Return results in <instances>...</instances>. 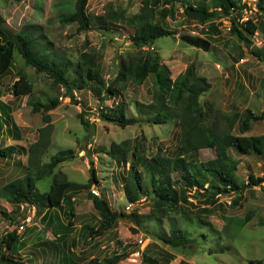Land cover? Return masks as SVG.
<instances>
[{"label":"rangeland","instance_id":"374dc122","mask_svg":"<svg viewBox=\"0 0 264 264\" xmlns=\"http://www.w3.org/2000/svg\"><path fill=\"white\" fill-rule=\"evenodd\" d=\"M74 2L75 0H0L4 29L16 33L25 27L29 28L36 39V50L45 48L43 53L40 51L45 57L64 63L70 79L76 77L73 69L82 53L94 57L99 64L101 76L106 83H111L122 60L152 51L153 47L139 48L130 41L134 28L127 20L140 12L143 0H88L86 11L91 16L92 23L86 31L77 30L76 23L64 24L60 20L62 14L74 9ZM157 2L158 0H151L152 5L156 4V8L160 10L157 18L164 27L173 31L171 36L161 37L156 41L155 48L158 50L160 63L169 68L172 80L191 69L209 83L207 90L198 97L202 112L200 124L211 127L222 122L223 125V116L226 120L228 116L234 117L233 113H237L234 117L237 125L246 109L257 115L264 112V11L258 9V0L240 2L245 6L241 9L239 21L252 19L259 27L242 43L230 32V15L236 13L233 10H230L231 14L219 12L212 20L201 23L184 15L178 2L168 6ZM211 8L213 7L209 6ZM106 15H110V18ZM103 23L108 30L103 27ZM186 35L210 39V50L204 51L189 45L184 39ZM20 74L25 75L31 83V94L13 95L12 84ZM157 93L158 88L150 74L140 85L129 82L124 90L108 97L103 105L87 89L73 90L72 100L62 86L54 83L49 74L27 65L18 51L14 50L9 69L0 76V147L11 145L8 140L11 138H24L26 147H29L38 139L39 130L44 129L48 133L50 145L42 157L43 162H47L59 150L67 148L73 150L74 157L59 163L51 175L39 179L36 182L37 192H47L54 178H59V171L74 186L86 183L90 167H93L98 183L88 190L77 191L70 201L78 209V219L87 218L86 223L95 224V227L100 221L91 198L88 197V191L94 194L93 188L106 198L113 211L123 210L126 214L123 218H118L103 236H91L88 233L81 235L77 234L80 220L74 218L73 224H68L69 209L62 204L59 208L51 209L53 223H56L52 228L58 230L57 233L36 230L29 233L25 230L31 226H36V229L45 227L40 217L46 207L40 202L31 205L0 197V235L6 230H17L20 233L23 229L19 226L25 224V229L21 232L25 247L19 250V254L24 257L26 264H63L65 260L66 264H87L92 259H98L95 258L98 253L93 252L97 245L93 248L90 242L99 236L107 240L103 252L99 253H103L102 256L123 250L131 252L139 239H142L144 252L140 250L144 254V260L142 255L137 258L129 252L131 255L125 256L117 264H156L159 254L162 264H179L181 261L188 264H247L249 260H262L264 264V181L239 193L230 191L214 196H210V192L208 194L209 183L205 181L202 187L196 188L199 192L196 191L194 195L185 190V195L190 196V199L187 198L190 204L182 203L179 204L180 208L177 206L169 209L161 220V215L155 212L149 196H141L129 209L125 208L128 202L122 190V177L126 178L131 164L142 173L145 184L148 179L139 155L148 158L156 154L170 158L178 155L181 144L178 120H165L161 123H154L152 120L159 103ZM53 97L58 99L54 109L47 112L41 109L34 111V102H47ZM120 102H125L127 115L138 118L137 123L120 127L98 117L103 109L105 112ZM169 110L174 108L170 106ZM80 113L84 114L91 125L88 130L81 125ZM236 125L232 132L239 134V126ZM245 134H264V118L253 119ZM123 143V147L129 146L128 157L125 163H118L106 151L112 144ZM229 153L238 159L236 175L239 183L247 182L249 173L264 177V156L255 153L239 154L234 148H230ZM213 155V148H200L193 154L197 162ZM23 159L25 165L27 158L20 153L0 158V187L23 175ZM172 175L174 179L179 176L175 173ZM175 188L180 191L179 184ZM205 194H208L211 201L205 199ZM204 208L210 212L203 216ZM27 209L30 211L27 212ZM3 210L8 216L1 214ZM90 211H95L96 215H92ZM183 214L189 215V218L183 217ZM147 216H153L154 219H146ZM201 216L206 220H201L202 224L184 221ZM238 217L240 218L236 223H242V226L232 231L229 223H234ZM72 219L71 217L70 220ZM170 223L184 226L183 230L192 239L191 246L173 249L163 243L161 236L168 234ZM48 241L58 242L57 250H53ZM71 241L73 244L70 245ZM41 243L45 245L42 246ZM63 255L67 258L63 259Z\"/></svg>","mask_w":264,"mask_h":264},{"label":"trees","instance_id":"16d2710c","mask_svg":"<svg viewBox=\"0 0 264 264\" xmlns=\"http://www.w3.org/2000/svg\"><path fill=\"white\" fill-rule=\"evenodd\" d=\"M88 0H75L74 9L68 13L62 14L60 20L64 24L76 23L77 30L86 31L90 29L92 18L87 13ZM207 1V2H205ZM162 5H172L180 3L184 15L195 18L201 23L212 20L219 12L226 14L233 10L235 13L230 15V32L239 40L244 42L250 35L259 29L258 24L252 19L239 21L241 18L242 5L241 0H158ZM209 6L213 7L209 9ZM257 7L264 11V0H258ZM219 9L220 11H218ZM165 12V11H164ZM160 10L156 8V4L152 5L151 0H143V6L140 12L128 19V23L134 28V32L130 35V41L137 47L142 48L153 47L152 51L139 53V56H132L127 60H122L120 69L111 83H106L101 76L99 64L94 57L87 53H82L81 59L78 60L73 69L76 77L70 79L67 75V67L60 60H49L42 53L46 50L43 48L42 53L36 50V39L32 36L29 28L13 33L4 29V19L0 13V76L9 69L14 50H17L27 65L33 67L36 71L49 74L55 84L62 86L68 96L74 100L73 90L87 89L90 90L101 102L110 96H115L119 90H124L129 82L134 85L142 84L148 75L152 74L155 86L158 88L157 113L152 118L154 123H161L165 120L177 119L180 128V147L177 156L170 158L159 154L150 158L139 155V161L143 164V169L148 176L146 184L143 182L142 173L131 164L128 169L126 178L123 176V193L128 203L137 201L141 196L150 197L155 207V212H159L160 220L168 213V210L180 208L182 203L190 204L185 193L192 191L193 187L200 188L205 181H208V194L214 196L219 193L240 192L247 187L260 185L264 181V177H256L249 173L247 182L239 183L236 175L238 159L232 157L229 153L230 148L236 149L239 154L255 153L264 156V134L248 135L249 123L253 119L264 118V112L259 115L252 110L246 109L244 117L240 119V123L235 124L237 113L228 116L218 125L204 127L200 124L202 117L201 107L199 105V95L207 90L209 83L198 77L191 69L185 70L184 74L179 75L176 79L170 78L169 68L160 63L158 50L155 48L156 41L161 37L171 36L173 31L162 25L157 18ZM115 14V13H113ZM120 17V14H116ZM110 18V15H106ZM101 16L98 17L100 20ZM103 27H108L103 23ZM185 42L191 46L209 51L211 40L200 36H184ZM13 95L26 96L32 93V85L27 81L25 75L20 74L12 84ZM58 104L57 97H53L47 102L37 100L34 102V111L43 112L54 109ZM172 106L174 110L170 111ZM103 108V107H102ZM104 110V109H103ZM98 113V117L105 122L114 123L120 127L133 125L138 122L135 116L127 115L125 102L116 103L105 112ZM81 125L85 129H89L91 125L85 119L83 113L79 114ZM48 120L45 117V120ZM239 126L240 133L232 132L233 126ZM39 130L38 139L29 145L27 149V166L25 167V175L23 177L12 179L0 187V197H4L10 201L17 203H26L34 205L40 202L48 208L60 207L65 204L69 211L68 224L71 225L70 218L74 216L73 206L70 201L74 194L97 184L98 179L93 167H90V175L87 182L75 185L65 178V174L61 171L57 172L59 178H54L50 188L44 194L37 192L36 182L46 175H51L59 163L70 160L74 157L72 149L67 148L59 150L51 155L47 162L42 161L43 155L49 147L48 133ZM46 130V128H45ZM47 131V130H46ZM87 141V139H86ZM125 144H112L106 153L116 162L127 161L129 146ZM16 145H8L0 147V158L5 159L11 156L18 148ZM200 148H213L214 155L204 161L197 162L194 153ZM84 149V148H82ZM135 153V152H133ZM173 173L178 174V178L174 179ZM180 185V191H177L175 185ZM187 191L185 192V190ZM198 191L195 189V192ZM199 192V191H198ZM205 194V199L211 201V198ZM88 197L91 198L92 205L97 211L100 221L96 228L88 227L86 233L89 235H101L105 231L111 229L118 218L126 216L125 211H113L106 198L100 195L92 194L88 191ZM202 195V194H199ZM213 201V200H212ZM214 202V201H213ZM127 203V204H128ZM178 208V209H179ZM181 210V209H180ZM203 216L208 214L209 209L204 208ZM153 213V211H152ZM151 213V214H152ZM179 213V212H178ZM182 213V212H181ZM4 216H8L3 210ZM189 218V215L183 214V217ZM154 219L147 216L146 219ZM202 218V219H201ZM196 218L195 220H184L185 223L205 222L204 218ZM229 223V229H239L242 223ZM201 222V224H202ZM246 224V223H245ZM184 226L170 223L168 234L162 235L161 240L169 247L176 249H184L191 246L192 240L183 230ZM20 242V236L15 231H6L0 235V264H24L19 258L13 256L17 251V243ZM132 246V245H131ZM130 252V251H129ZM128 251L123 250L120 253H113L102 259H92L87 264H117L125 256L129 255ZM159 254V253H158ZM143 260H144V254ZM156 264H162L161 254ZM179 264H188L181 261ZM247 264H263L262 260H249Z\"/></svg>","mask_w":264,"mask_h":264},{"label":"crops","instance_id":"0c3cea01","mask_svg":"<svg viewBox=\"0 0 264 264\" xmlns=\"http://www.w3.org/2000/svg\"><path fill=\"white\" fill-rule=\"evenodd\" d=\"M9 134L11 136H13L12 133L9 132ZM8 140H9V144H11L12 146L16 145V146H20L21 147V149H17V151H15V153H13V155H16L17 153H20L22 155H25L26 158H27V152L26 151L28 149V146L26 147V145H25L26 144V140L24 138H22V139L11 138V139H8ZM24 153H26V154H24ZM23 162H24V159L22 161V165H23ZM26 166H27V163L25 165H23V167H22V171H23V175L22 176H24L25 173H26V171H25V167ZM22 176H20V177H22ZM17 178H19V177H17ZM73 198L74 197H72V200H73ZM55 208H59V207H55ZM51 209L52 208L46 207L45 210L41 214L40 220L43 222V224L45 225V227H38V229H36V226H31L30 228H27L25 231H29V233H33L34 230H36L37 232L38 231H46V233H48V232L49 233H53V232H56L57 233L58 230L52 228V225H54L56 223H53L54 220H53V217L51 216ZM73 210H74V216H72L73 219L71 220V225L73 224L72 221H74V218H76L77 220H80L79 227L77 229L78 230V233L77 234H81L82 235V233H86V230H87L88 227H94V228H96L98 226L99 223L97 224L96 227H95V224H91L90 225L89 223H86V221H87L86 219L87 218H84L83 217L81 219H78V215H77L78 214V211H77L78 209L75 208L74 205H73ZM29 211H30V209H27V212H29ZM90 213L92 215H94V214L96 215L95 211H92V212L90 211ZM88 217H90V216H88ZM55 218L57 220V215H55ZM98 218H99V216H98ZM13 224H15V223H13ZM27 225H28V223H27ZM75 225L77 226V224H75ZM23 226H24V228H23V230H24L25 229V224ZM21 232L20 233L18 232L19 233V236H20V242L17 243V248L18 249H17L16 252L13 253V256H15L16 258H19L24 264H26V261H25L24 257H21L20 254H19V250L21 248L25 247L24 235ZM103 235H104V233H103ZM106 241L107 240L101 239L100 236H99V237H95V240H93L92 242H90V245L93 248H95V245H97V248H95L94 251H93L95 254L98 253V255H96V256L94 255L95 258L102 259V257L107 256L106 253H105L104 256H102L103 253L102 254H99V253L103 252V248L105 247V245H107V242ZM69 244L70 245L73 244V241H71ZM41 245L43 246L45 244L41 243ZM48 245L52 246V249L53 250H57L58 242H56V241H48ZM132 247H134V245ZM143 252H144V250H143ZM64 258H67V257L65 255H63V259ZM63 264H66V260H65V262Z\"/></svg>","mask_w":264,"mask_h":264},{"label":"built area","instance_id":"2783aa9c","mask_svg":"<svg viewBox=\"0 0 264 264\" xmlns=\"http://www.w3.org/2000/svg\"><path fill=\"white\" fill-rule=\"evenodd\" d=\"M92 192L95 194V195H99V192L98 191H96V190H94V188L92 189ZM192 191H190L189 193H191ZM132 206V203H129V204H127L126 205V209H129L130 207ZM20 227V229H23V225H20L19 226ZM143 241H142V239H139V242H138V249L137 250H135L133 253H131L132 254V256H134V257H139L140 255H141V250L143 249ZM141 249V250H140ZM130 254V255H131ZM135 260V259H134ZM136 261V260H135Z\"/></svg>","mask_w":264,"mask_h":264},{"label":"clouds","instance_id":"9594fccd","mask_svg":"<svg viewBox=\"0 0 264 264\" xmlns=\"http://www.w3.org/2000/svg\"><path fill=\"white\" fill-rule=\"evenodd\" d=\"M195 189H196V187H193V189H192V192L194 193V191H195ZM189 193V192H188ZM220 194H222V193H219V194H216V195H220ZM190 199V198H189ZM136 202V201H135ZM131 203V202H130ZM129 204V203H128ZM134 204V202L132 203V205ZM126 207V206H125ZM24 228V227H23ZM144 248V247H143ZM138 249V244L136 245V247L134 248V249H132V251L130 252V253H133L135 250H137ZM129 253V254H130ZM142 253H143V250H142ZM142 253H141V255H142ZM140 255V256H141ZM130 256V255H129ZM139 256V257H140ZM138 258V257H137Z\"/></svg>","mask_w":264,"mask_h":264}]
</instances>
